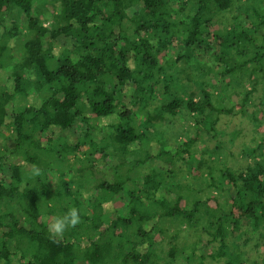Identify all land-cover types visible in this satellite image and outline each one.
Here are the masks:
<instances>
[{
	"label": "trees",
	"instance_id": "16d2710c",
	"mask_svg": "<svg viewBox=\"0 0 264 264\" xmlns=\"http://www.w3.org/2000/svg\"><path fill=\"white\" fill-rule=\"evenodd\" d=\"M3 72L0 264H264V0H0Z\"/></svg>",
	"mask_w": 264,
	"mask_h": 264
},
{
	"label": "rangeland",
	"instance_id": "374dc122",
	"mask_svg": "<svg viewBox=\"0 0 264 264\" xmlns=\"http://www.w3.org/2000/svg\"><path fill=\"white\" fill-rule=\"evenodd\" d=\"M207 59H208V57H207ZM4 75H6V74L4 73V74L0 75V85L5 84V76ZM258 95H260V93H257V96ZM261 95H263L262 92H261ZM253 110H254L253 107H249L248 113H251ZM235 112H237V111H235ZM181 125L184 126V124H182V123H181ZM192 125H194L192 121L188 122V124L185 126V128L187 129L189 126L191 127ZM220 128H221L222 134H223L220 139H221V141H223V145L229 148L228 150L225 148V154L226 155L223 156L222 158L224 161L229 162L230 166L239 167V164L241 165V163L244 161L243 158L239 154L242 151L240 148L242 146H243V148L245 146H247L248 148H254L259 143L257 140L254 141V139L257 138V134L255 132H253L252 121L248 117L241 115V114H235V116H225L221 120ZM233 131L238 132L237 137H232L231 132H233ZM231 141H232V143H231ZM200 146H202V144ZM158 147H159L158 144L157 145L153 144V152L157 151ZM239 150H240V152L235 157H231L230 152L232 154L233 153L235 154ZM156 163L159 166H161V164L158 161ZM97 168L100 169L101 167H99L97 165ZM146 169L147 168H145V171H146ZM218 194H220V193H218ZM222 201L224 202V200H222ZM249 228H250L249 220H247L246 223H244L243 225L240 224V229L241 230L244 229V232H246V230H248ZM249 234H250L251 241H252L250 246L252 247L256 242V239L253 237L255 234L246 232L244 235L246 236ZM192 239L195 240L196 237L192 238ZM260 241H262V240H260ZM240 242H241V240H240ZM242 242H244V241H242ZM257 250H258L257 252L255 251L253 253V257L255 259H257V258L260 259L261 255L264 254V247H260V249H257ZM179 264H185V262L182 261L181 259H179ZM210 264H217V263H210Z\"/></svg>",
	"mask_w": 264,
	"mask_h": 264
},
{
	"label": "clouds",
	"instance_id": "9594fccd",
	"mask_svg": "<svg viewBox=\"0 0 264 264\" xmlns=\"http://www.w3.org/2000/svg\"><path fill=\"white\" fill-rule=\"evenodd\" d=\"M39 170L35 169V174ZM80 222L79 210L75 207H70L63 215H57L54 221L49 225V231L54 234H63L66 229L76 226Z\"/></svg>",
	"mask_w": 264,
	"mask_h": 264
}]
</instances>
